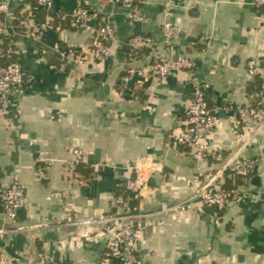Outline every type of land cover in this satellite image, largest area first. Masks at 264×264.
<instances>
[{
  "label": "crops",
  "instance_id": "0c3cea01",
  "mask_svg": "<svg viewBox=\"0 0 264 264\" xmlns=\"http://www.w3.org/2000/svg\"><path fill=\"white\" fill-rule=\"evenodd\" d=\"M0 3L24 75L9 120L0 119V204L10 182L25 190L14 222L0 214V264H34L39 253L52 264H104L110 233L67 218L112 212L128 179L137 191L121 197L139 216V264H264V163L240 180L221 211L190 201L230 155L264 156V128L242 146L238 119L248 106L264 108L263 7L254 0H142L143 20L132 23L120 0H53L61 30L37 31L29 26L31 15L38 25L34 0ZM79 6L98 19L71 29L64 18ZM99 20L113 28L111 55L102 61L91 53ZM167 22L180 29L171 41L162 33ZM79 54L86 62L75 65ZM162 56L192 60L193 74L174 70L157 80L148 73L118 88L129 68ZM197 86L216 122L204 158L176 143ZM73 149L83 161L69 178ZM162 204L172 209L161 212Z\"/></svg>",
  "mask_w": 264,
  "mask_h": 264
},
{
  "label": "built area",
  "instance_id": "2783aa9c",
  "mask_svg": "<svg viewBox=\"0 0 264 264\" xmlns=\"http://www.w3.org/2000/svg\"><path fill=\"white\" fill-rule=\"evenodd\" d=\"M130 7V20L138 23L143 20L140 4L141 0H120ZM256 6L264 8V0H254ZM35 9L49 12L53 11V0H34ZM7 6L0 3V45L1 36H9L7 27L4 23L3 15ZM70 26L75 29L84 28L92 19H98L95 13L87 8L79 6L70 14ZM29 18L30 27L36 26L37 31L51 29L52 19L46 18L43 24L34 25V19ZM58 30V29H56ZM162 33L167 41H171L179 35L180 29L170 23L162 25ZM113 36V28L108 21H98L96 29V39L91 48V53L97 60H105L111 55L109 43ZM11 53V50H8ZM86 62L84 55H77L73 59L75 65H82ZM192 60L185 57L162 56L155 59L151 64L141 69L129 68L120 78L118 88L121 91L128 90L129 82L134 78H141L148 73L154 74L157 80L166 78L174 70H187L193 73ZM64 70V65L59 67ZM249 75H254L256 71L255 61L247 63ZM24 75L18 62L7 66H0V119L9 120L12 111L13 95L15 90L23 84ZM264 87V83H263ZM239 137L242 138V146L248 144L253 137L264 128V108L246 107L241 109L238 114ZM185 129L183 133L176 137V143L190 149L195 158H204L209 152L208 138L213 134L216 122L211 113L204 90L197 86L194 88L192 96L184 110ZM83 161V153L79 149L70 151L69 159L66 161L65 171L69 178L75 174L76 166ZM264 163V156L255 159L239 160L236 154H232L224 162L222 167L216 172L209 174L206 180L199 186L190 201H198L205 208L224 209L230 202L231 193L223 188L224 176L228 171L234 175H248L254 170L257 164ZM123 187L126 191L135 193L137 183L133 179H128ZM24 187L17 181L10 182L1 196L0 214L9 222H14L17 211L21 208L24 201ZM113 211L81 220L68 217L67 223L72 226L95 227L99 230H107L110 238L107 243V259L104 264H139L133 252V244L136 240L137 220L139 216L129 210L127 202L121 197H114L112 200ZM172 208L162 204L161 212H169ZM5 233L0 229V237ZM34 264H52L43 253L36 256Z\"/></svg>",
  "mask_w": 264,
  "mask_h": 264
},
{
  "label": "trees",
  "instance_id": "16d2710c",
  "mask_svg": "<svg viewBox=\"0 0 264 264\" xmlns=\"http://www.w3.org/2000/svg\"><path fill=\"white\" fill-rule=\"evenodd\" d=\"M139 7H142V0L140 2V4H138L137 2H135ZM34 16L35 18H37L38 16V24H43L46 20V18L50 17L52 19L50 26L51 29H60L61 30V26L60 24H58L59 22L57 21V15L53 12V11H43L41 9H35L34 12ZM64 21L66 23V25L71 28V29H75L73 27L70 26V17L69 15L66 16L64 18ZM1 40L2 43L0 45V66H7L11 63H15L17 62V57L15 54V47H14V40L12 39V37L10 36H1ZM11 50V53H8V50ZM61 63L59 64H55V68L56 70H59ZM231 175V176H230ZM247 175H234V174H230V172H226L225 175V182L223 184V188L227 191L231 193V197H230V201L234 198L235 196V189L238 186V183L240 182V180L244 177H246ZM128 191L125 190L124 187H121L117 190V192L115 193L116 196H123V198H126ZM125 200V199H124ZM128 205L132 208V206H134L132 203V201H128ZM217 211H221L216 209ZM113 264H116L115 262L112 261Z\"/></svg>",
  "mask_w": 264,
  "mask_h": 264
}]
</instances>
